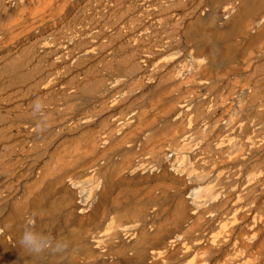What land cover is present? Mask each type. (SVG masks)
Returning a JSON list of instances; mask_svg holds the SVG:
<instances>
[{
    "label": "bare ground",
    "instance_id": "6f19581e",
    "mask_svg": "<svg viewBox=\"0 0 264 264\" xmlns=\"http://www.w3.org/2000/svg\"><path fill=\"white\" fill-rule=\"evenodd\" d=\"M0 264H264V0H0Z\"/></svg>",
    "mask_w": 264,
    "mask_h": 264
},
{
    "label": "clouds",
    "instance_id": "9594fccd",
    "mask_svg": "<svg viewBox=\"0 0 264 264\" xmlns=\"http://www.w3.org/2000/svg\"><path fill=\"white\" fill-rule=\"evenodd\" d=\"M33 109H39L41 107L40 103L38 102V99L36 101L33 102L32 104ZM36 131L37 132H42L44 131V129H40L37 125H36ZM20 244L22 245V247H24L28 252L32 253V254H42L43 253V247L37 242L35 236L33 233L29 232V231H25L23 233V235L20 238ZM68 249V244L65 243L62 246H56L54 248L51 249V251L53 253L56 252H61L64 253L66 252Z\"/></svg>",
    "mask_w": 264,
    "mask_h": 264
}]
</instances>
